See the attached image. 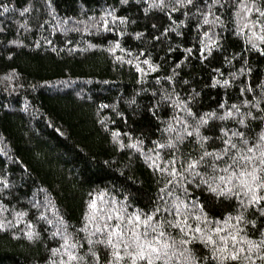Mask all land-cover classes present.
I'll use <instances>...</instances> for the list:
<instances>
[{"label":"trees","instance_id":"1","mask_svg":"<svg viewBox=\"0 0 264 264\" xmlns=\"http://www.w3.org/2000/svg\"><path fill=\"white\" fill-rule=\"evenodd\" d=\"M230 6L231 0H225V7ZM4 7L9 11L3 13ZM25 7L29 11L21 15ZM144 7L140 0L128 5L120 0H0V177H7L12 186L11 196L0 197V204L9 209L0 219L12 220L13 209L26 211L24 219L41 233V239L30 243L22 235L25 224L13 221L15 227L0 232V264H45L46 250L55 246L48 239V226L35 222L37 210L31 204L51 201L69 231L81 227L90 194L99 200L100 190L105 199H122V185H130L142 195L129 210L147 208L162 177L144 157L153 155L149 149L154 140L164 142L159 129L173 115L171 103L189 101L199 116L220 113L221 102L230 108L253 98L252 92L242 95L241 89L252 88L259 97L264 56L245 45L244 37L233 35L230 11L214 9L224 20L222 26L211 25L220 48L202 61L201 35L210 25L197 29L198 20L185 17L184 10L172 13L177 24L158 10L150 11L146 21ZM108 12L127 20L121 24ZM180 20L184 24L177 27ZM169 26L176 31L165 33ZM136 32L143 35L135 37ZM145 59L150 64H144ZM213 77L228 79L229 86L212 87ZM190 93L199 95L190 101ZM162 94L171 98L162 100ZM149 107L155 108V115ZM210 124L233 126L230 120ZM113 132L125 145L129 136L142 140L144 155L118 148ZM202 133L209 134L206 128ZM190 147L180 145L185 154ZM156 151L162 160L169 158L170 150ZM221 212H232V206L225 201L217 209L218 215Z\"/></svg>","mask_w":264,"mask_h":264},{"label":"snow or ice","instance_id":"2","mask_svg":"<svg viewBox=\"0 0 264 264\" xmlns=\"http://www.w3.org/2000/svg\"><path fill=\"white\" fill-rule=\"evenodd\" d=\"M140 2L146 5L143 8L146 21L150 11L158 10L172 24H177L172 13L184 10L185 17L198 20L197 29L210 25L201 35L202 61L220 48L219 37L211 27L224 24L217 11H230L235 25L233 35L244 37L245 45L264 56V0H231L230 8L225 7V0H204V4L199 0ZM129 3L130 0H120L121 5ZM8 11V7L3 8V13ZM28 11L25 7L20 14ZM107 15L121 24L127 20L112 12ZM102 23L106 25L107 21L102 18ZM183 24L184 20H180L177 27ZM151 26L159 31L155 21H151ZM174 31L176 27L164 28L165 33ZM142 35V32L135 33V37ZM15 43L9 41V44ZM185 51L191 53V49ZM143 63L150 64L147 59ZM244 67L242 65V69ZM235 75L232 74V79ZM11 78L5 77L6 80ZM212 81V87L229 86L228 79L217 81L213 77ZM259 89L258 98L254 89H241L242 95L252 92L253 98L241 101L240 105L233 103L230 108L221 102L218 105L220 113L212 111L196 116L189 101H175L169 105L174 109L173 115L159 129L164 142L154 140V148L149 149L153 155L144 157L147 166L162 177L156 198L147 208L129 210L142 195L130 185H122V199H105L106 193L100 190L99 200L97 194H90L89 210L84 214L81 227L69 231L51 201L45 199L43 205L31 204L37 210L35 222L48 226V239L55 244L46 250L45 264H101L102 257L103 264H264V81ZM197 95L199 93H190L189 100ZM170 98V94L161 96L162 100ZM241 106L245 111H241ZM147 111L155 115L154 107ZM229 120L231 128L226 124H210V121ZM253 122H258L255 127H252ZM205 128L207 135L202 133ZM118 136L112 133L118 148L127 147L144 155L142 140L133 141L129 136V143L125 145ZM180 145H191L187 154ZM157 149L170 150L169 158L162 160ZM11 188L7 177H0V197L11 196ZM225 201L232 206V212L218 215L217 209ZM41 207L44 211H40ZM5 212L9 209L0 204V216ZM11 215L12 220L0 219V232L15 227V221L25 224L21 230L24 239L30 243L41 239L34 222L24 219L28 215L26 211L13 209ZM83 244H87L86 250ZM101 247L104 253L100 252Z\"/></svg>","mask_w":264,"mask_h":264}]
</instances>
